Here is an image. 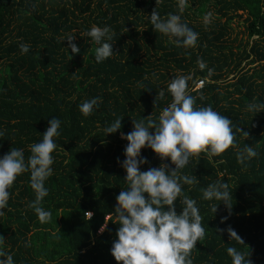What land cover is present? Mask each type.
Masks as SVG:
<instances>
[{"label": "trees", "instance_id": "16d2710c", "mask_svg": "<svg viewBox=\"0 0 264 264\" xmlns=\"http://www.w3.org/2000/svg\"><path fill=\"white\" fill-rule=\"evenodd\" d=\"M154 9L161 17L180 15L197 34L195 44L180 48L153 31L145 16ZM242 15L247 40L233 46L234 39L227 42L229 22ZM93 24L107 25L112 37L113 56L100 63L94 60L96 45L85 35ZM68 36L80 49L75 55L62 41ZM19 43L30 45L29 51L21 54ZM0 66V156L18 147L27 160L29 145L41 139L48 120L61 121L53 138V172L44 182L48 192L40 204L50 213L47 220H38L28 207L34 199L28 172L8 189L0 248L14 264H117L110 248L119 225L108 213L124 188L118 160L124 159L127 141L121 133L132 130V120L151 113L155 119L170 100L168 81L181 74L190 76L196 105L211 106L248 133H236L235 147L213 158L223 163L201 154L180 170L197 180L182 185V191L196 201L204 227V238L189 254L192 264H231L228 246L249 252L250 264H264V0H0ZM200 79L203 86L194 90ZM160 89L165 96L154 104ZM92 97H100L99 106L85 117L77 106ZM249 102L260 105L258 113L245 110ZM117 116L120 130L103 136L98 126ZM245 144L257 155L240 164L236 152ZM140 156L146 162L139 171L161 163L174 168L147 147ZM217 179L227 182V207L202 199L201 189ZM211 203L218 204L214 214ZM227 227L243 245L229 241Z\"/></svg>", "mask_w": 264, "mask_h": 264}, {"label": "clouds", "instance_id": "9594fccd", "mask_svg": "<svg viewBox=\"0 0 264 264\" xmlns=\"http://www.w3.org/2000/svg\"><path fill=\"white\" fill-rule=\"evenodd\" d=\"M151 23L153 31L167 37L168 41L177 47L187 49L195 44L197 34L185 23L181 22L178 14L168 13L161 17L154 9L150 15L145 16ZM91 42L96 45L93 49L94 60L97 63L113 56L110 29L107 25L100 27L91 25L85 33ZM67 47L72 55L80 49L73 43V36H68ZM30 45L19 43L21 54L29 51ZM200 68L204 67L198 61ZM211 71V70H209ZM189 75H176L167 85L166 91L170 96L169 102L158 112L155 119L152 113L140 120H132V130L127 134L121 133L126 140L124 159L118 160L119 166L124 170V188H121L115 197L113 210L108 218L113 224L119 225L115 239L110 248V254L117 264H192L190 252L195 248L198 240L204 238V227L201 225V216L196 201L183 195L182 185H192L197 180L194 175H185L180 170L189 165L191 161L198 160L203 154L214 164L223 163L222 160L213 159L220 156L229 146L235 147L234 136L239 133L246 137V131L241 132L240 127H234L233 122L213 110L211 106L195 104L196 98L188 89ZM165 96V89H160L155 97ZM200 99H203L201 96ZM100 97H92L78 104V111L85 117L91 115L99 106ZM260 105L249 102L245 110L259 112ZM61 121L56 117L48 120L47 127L38 142L29 145L30 154L25 160L23 149L11 147L0 156V215L9 198L8 189L16 177L24 172L29 173V186L33 191L34 199L28 204L35 212L38 220L45 221L50 213L40 204L47 195L48 189L44 186L45 180L52 175L53 151L57 148L54 137L59 136ZM121 128V117L117 116L104 126H98L103 136L116 133ZM151 130V131H150ZM4 135L0 130V136ZM149 148L160 158L167 159L174 168L168 169L161 163L159 167L139 171L145 164L140 156L142 148ZM257 152L252 146L244 145L236 152V160L244 164L248 159L255 157ZM202 199L219 201L227 207L230 193L226 180L217 179L201 189ZM180 197V212L177 214L176 202ZM217 203H211L213 214ZM88 219L92 213L85 212ZM106 221V217L104 216ZM226 217L221 218V223ZM105 225H101L100 231ZM217 231H220L219 229ZM226 231L229 241L243 245L242 239L231 228ZM3 238L0 237V243ZM226 253L231 264H250L248 254L234 246H228ZM0 264H14L12 255L0 248Z\"/></svg>", "mask_w": 264, "mask_h": 264}, {"label": "rangeland", "instance_id": "374dc122", "mask_svg": "<svg viewBox=\"0 0 264 264\" xmlns=\"http://www.w3.org/2000/svg\"><path fill=\"white\" fill-rule=\"evenodd\" d=\"M214 18H215V16H214V14H212L210 19H214ZM243 19H244V15H242L240 18L237 16H233L232 20L229 22V25L231 27V32H230V36L228 37L227 42H229L231 39H234L235 41L232 42L233 46H236L240 41L245 42L247 40L246 31H245V23H244ZM223 20L224 19H221V22ZM203 21H207V20L204 19ZM228 78H231V76H229ZM197 81H199V80H197Z\"/></svg>", "mask_w": 264, "mask_h": 264}, {"label": "built area", "instance_id": "2783aa9c", "mask_svg": "<svg viewBox=\"0 0 264 264\" xmlns=\"http://www.w3.org/2000/svg\"><path fill=\"white\" fill-rule=\"evenodd\" d=\"M202 86H203V80H199V81L196 82L194 90L198 89V88H201Z\"/></svg>", "mask_w": 264, "mask_h": 264}]
</instances>
